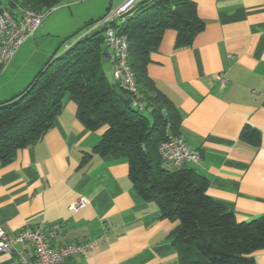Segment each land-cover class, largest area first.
Segmentation results:
<instances>
[{
    "label": "crops",
    "instance_id": "crops-1",
    "mask_svg": "<svg viewBox=\"0 0 264 264\" xmlns=\"http://www.w3.org/2000/svg\"><path fill=\"white\" fill-rule=\"evenodd\" d=\"M125 1L116 0L115 7ZM192 1L204 28L180 48L176 31L165 29L147 74L175 104L179 135L200 151L199 161L187 165L208 178L206 193L228 204L239 221L264 217V0ZM41 26L1 69L0 102L21 91L53 56V46L41 42ZM77 108L65 94L42 138L0 163V226L9 235L41 226L55 248L95 243L63 264H181L169 235L178 220L161 217L157 203L142 198L126 159L92 153L82 162L105 126L85 127ZM244 126L250 134L242 137ZM81 196L86 203L70 209ZM252 257L264 264V248ZM13 261L14 252L0 253V264Z\"/></svg>",
    "mask_w": 264,
    "mask_h": 264
},
{
    "label": "trees",
    "instance_id": "trees-1",
    "mask_svg": "<svg viewBox=\"0 0 264 264\" xmlns=\"http://www.w3.org/2000/svg\"><path fill=\"white\" fill-rule=\"evenodd\" d=\"M7 1L9 7L41 11L63 0ZM109 25L126 36L127 64L142 107L133 105L131 92L109 81L102 68L108 53L105 26L91 29L61 53H54L23 90L0 102V163L40 140L69 94L85 127L105 126L82 162L92 153L126 159L129 178L142 198L155 201L161 217L178 220L169 235L181 264H255L253 251L264 248V217L237 220L228 204L206 193L207 177L188 165H167L158 150L168 134L179 135L180 117L175 104L147 74V64L167 28L176 31V48L192 44L204 28L195 3L138 0ZM247 127L242 137L250 134Z\"/></svg>",
    "mask_w": 264,
    "mask_h": 264
},
{
    "label": "built area",
    "instance_id": "built-area-1",
    "mask_svg": "<svg viewBox=\"0 0 264 264\" xmlns=\"http://www.w3.org/2000/svg\"><path fill=\"white\" fill-rule=\"evenodd\" d=\"M138 0H126L112 12H108L99 19L94 27L105 26L104 42L108 47L106 59L111 63L113 80L134 96L133 105L141 108L140 94L137 90L133 71L127 64V39L117 28L109 25L121 14L126 13L133 3ZM53 8L35 11L21 5L10 8H0V67L6 66L13 58L19 46L42 24L45 16ZM68 46H66L67 48ZM217 79L221 84H226V78L218 73ZM161 158L171 167L187 164H196L200 159V151L190 147L181 135L168 134L159 145ZM86 203V198L81 196L78 201L70 205V209H78ZM24 244L26 247H18ZM95 243L90 240L74 241L60 247H52L41 226L23 227L17 234L9 235L0 226V253H12L16 261L9 264H63L65 259L73 253H83L93 249Z\"/></svg>",
    "mask_w": 264,
    "mask_h": 264
},
{
    "label": "rangeland",
    "instance_id": "rangeland-1",
    "mask_svg": "<svg viewBox=\"0 0 264 264\" xmlns=\"http://www.w3.org/2000/svg\"><path fill=\"white\" fill-rule=\"evenodd\" d=\"M7 2V0H0V4L3 5H6ZM115 5L116 0H63L52 7L53 9L43 19L42 26L38 31L44 35L41 42L46 47L53 46L51 54L54 51L59 54L66 49V46L73 44L89 32L105 14L115 10ZM102 68L108 79L113 81L108 63L103 62ZM141 112L143 114L148 113L146 110Z\"/></svg>",
    "mask_w": 264,
    "mask_h": 264
},
{
    "label": "water",
    "instance_id": "water-1",
    "mask_svg": "<svg viewBox=\"0 0 264 264\" xmlns=\"http://www.w3.org/2000/svg\"><path fill=\"white\" fill-rule=\"evenodd\" d=\"M55 53V51L52 53V54H54ZM50 59V58H49Z\"/></svg>",
    "mask_w": 264,
    "mask_h": 264
}]
</instances>
